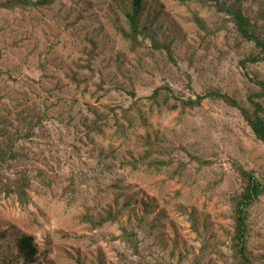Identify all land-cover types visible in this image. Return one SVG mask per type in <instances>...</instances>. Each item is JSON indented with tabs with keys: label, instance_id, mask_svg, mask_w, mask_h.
I'll use <instances>...</instances> for the list:
<instances>
[{
	"label": "rangeland",
	"instance_id": "rangeland-1",
	"mask_svg": "<svg viewBox=\"0 0 264 264\" xmlns=\"http://www.w3.org/2000/svg\"><path fill=\"white\" fill-rule=\"evenodd\" d=\"M37 1L0 0V264L24 236L32 264H231L241 170L264 184L259 50L214 0H145L136 45L133 0L13 6ZM243 9L264 38V0ZM212 89L237 107L181 104ZM248 222L264 264V197Z\"/></svg>",
	"mask_w": 264,
	"mask_h": 264
},
{
	"label": "trees",
	"instance_id": "trees-1",
	"mask_svg": "<svg viewBox=\"0 0 264 264\" xmlns=\"http://www.w3.org/2000/svg\"><path fill=\"white\" fill-rule=\"evenodd\" d=\"M213 0H201L202 3H212ZM145 0H133L134 12L128 15L131 23L132 35L126 36L127 39L131 40L133 45L138 44L139 26L137 25L138 15L143 7ZM249 0H237L236 4L225 7L220 0H214V3L220 7V10L225 11L229 14V22L232 21L235 29L239 36L243 38L244 42L253 43L254 46L259 50L258 58H247L241 61L242 67H246L247 63H256L262 59L264 61V38L260 35L256 26L252 23L250 18L246 15L243 9V3H248ZM54 0H42L37 2H18L14 3L13 6H25L24 4L38 5H50L53 4ZM231 20V21H230ZM228 22V21H227ZM147 28L144 27L143 30ZM144 32V31H141ZM156 48H163L170 51L169 45L155 46ZM257 85L261 87V91L258 94L249 97V102L252 107L251 111L242 110V116L251 129L254 136L264 142V106L260 103V100L264 99V81H256ZM211 98L214 100L223 101L230 104L233 107H237V103L230 97L223 94L217 89H212L205 97H199L195 100L189 99L182 101L181 104L184 107L195 109L199 107L203 100ZM152 151H147V156H150ZM243 176V191L238 195L236 194L232 199V220L233 226L232 231L227 232L231 240L230 251H231V264H257L258 260L253 253L249 250V241L251 228L249 226V214L255 204L264 197V184H261L251 172L241 170ZM29 187V182L25 180V177L21 178V185H19V198L27 199L26 189ZM18 254L25 260L26 263H35L37 256V248L34 245V239L30 236H24L17 242Z\"/></svg>",
	"mask_w": 264,
	"mask_h": 264
}]
</instances>
